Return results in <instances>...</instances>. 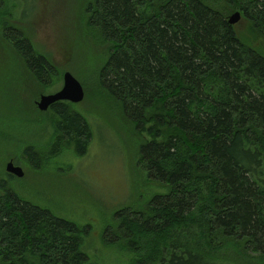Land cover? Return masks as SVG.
I'll list each match as a JSON object with an SVG mask.
<instances>
[{
	"label": "trees",
	"instance_id": "1",
	"mask_svg": "<svg viewBox=\"0 0 264 264\" xmlns=\"http://www.w3.org/2000/svg\"><path fill=\"white\" fill-rule=\"evenodd\" d=\"M236 11L248 34L229 22ZM84 12L106 45L99 86L139 138L137 165L165 188L117 209L103 243L121 264H264V0H87ZM11 18L0 11L2 39L48 88L55 65ZM78 105L49 108V158L88 151ZM24 151L42 166L34 145ZM91 243L90 223L0 180V264H106Z\"/></svg>",
	"mask_w": 264,
	"mask_h": 264
},
{
	"label": "rangeland",
	"instance_id": "2",
	"mask_svg": "<svg viewBox=\"0 0 264 264\" xmlns=\"http://www.w3.org/2000/svg\"><path fill=\"white\" fill-rule=\"evenodd\" d=\"M1 1L0 11L13 15L11 23L24 30L49 57L56 76L48 88L39 83L2 39L0 29V180L7 179L19 195L58 215L90 223L95 253L106 264L124 263L103 243V228L117 209L140 206L165 188L149 180L137 165L139 138L99 86L98 69L106 45L87 27V0ZM237 28L241 34L249 32L242 18ZM256 44L261 46L262 42ZM66 71L84 86L85 98L77 107L88 117L93 135L84 155H77L70 145L61 155L49 158L54 147L53 113L39 110L37 101L42 94L62 87ZM29 145L41 154L40 168L25 154ZM11 158L24 168V176L7 175L6 164Z\"/></svg>",
	"mask_w": 264,
	"mask_h": 264
},
{
	"label": "water",
	"instance_id": "3",
	"mask_svg": "<svg viewBox=\"0 0 264 264\" xmlns=\"http://www.w3.org/2000/svg\"><path fill=\"white\" fill-rule=\"evenodd\" d=\"M241 18V12L236 11L229 16L228 20L231 24H236ZM84 98L85 89L83 84L71 71H66L63 75L62 87L56 92L42 94L37 101V107L41 111H47L56 102L69 101L77 104L82 102ZM6 171L17 177H22L25 174L24 168L21 165L15 164L13 160L7 162Z\"/></svg>",
	"mask_w": 264,
	"mask_h": 264
},
{
	"label": "flooded vegetation",
	"instance_id": "4",
	"mask_svg": "<svg viewBox=\"0 0 264 264\" xmlns=\"http://www.w3.org/2000/svg\"><path fill=\"white\" fill-rule=\"evenodd\" d=\"M48 110H49V109H48ZM48 110H47V111H48ZM44 112H46V111H44ZM10 160H13V161H14V159H12V158H11ZM14 162H15V161H14ZM15 164H18V163L15 162ZM18 165H19V164H18Z\"/></svg>",
	"mask_w": 264,
	"mask_h": 264
}]
</instances>
